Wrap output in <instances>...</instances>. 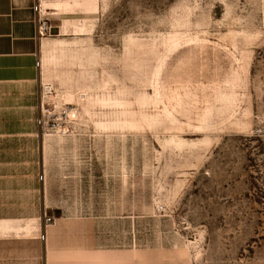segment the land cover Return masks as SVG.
Instances as JSON below:
<instances>
[{
  "label": "rangeland",
  "instance_id": "374dc122",
  "mask_svg": "<svg viewBox=\"0 0 264 264\" xmlns=\"http://www.w3.org/2000/svg\"><path fill=\"white\" fill-rule=\"evenodd\" d=\"M70 10L0 91V264H264V0Z\"/></svg>",
  "mask_w": 264,
  "mask_h": 264
},
{
  "label": "crops",
  "instance_id": "0c3cea01",
  "mask_svg": "<svg viewBox=\"0 0 264 264\" xmlns=\"http://www.w3.org/2000/svg\"><path fill=\"white\" fill-rule=\"evenodd\" d=\"M38 3L41 12L35 11ZM70 8L71 0H0V91L13 84L39 83L47 32L61 31L63 21L71 20ZM41 23L48 27L42 36Z\"/></svg>",
  "mask_w": 264,
  "mask_h": 264
},
{
  "label": "built area",
  "instance_id": "2783aa9c",
  "mask_svg": "<svg viewBox=\"0 0 264 264\" xmlns=\"http://www.w3.org/2000/svg\"><path fill=\"white\" fill-rule=\"evenodd\" d=\"M35 11L41 12L40 3L35 6ZM48 31L45 24L39 25V33L42 36ZM40 63H38V66ZM40 112L38 126L43 134H56L68 136L71 134V122L76 119V111L68 106L58 105L52 102L53 95H57L55 87L49 83H42L40 89Z\"/></svg>",
  "mask_w": 264,
  "mask_h": 264
}]
</instances>
